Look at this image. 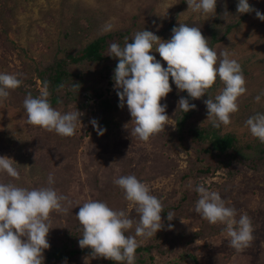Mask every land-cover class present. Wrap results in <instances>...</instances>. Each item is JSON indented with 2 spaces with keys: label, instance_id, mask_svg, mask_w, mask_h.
<instances>
[{
  "label": "rangeland",
  "instance_id": "obj_1",
  "mask_svg": "<svg viewBox=\"0 0 264 264\" xmlns=\"http://www.w3.org/2000/svg\"><path fill=\"white\" fill-rule=\"evenodd\" d=\"M248 3L264 15V0H248ZM210 18L204 19L201 13L188 9L186 0H0V73L16 75L22 81V90L38 97L43 90L38 70L54 57L78 52L98 35L127 31L121 39L132 40L136 32L147 30L168 40L170 22L177 24L186 19L206 22ZM232 20L237 23L213 49L218 53L227 52L240 63L247 92L239 98V110L231 114V123L221 125L220 130L233 133L241 144L255 143L259 139L251 134L246 121L256 114H264V21L256 17L255 11ZM232 20L220 24L219 31L222 33L224 24ZM109 24L112 29L105 31ZM115 38L116 33L111 39ZM106 54H110L109 48ZM150 54L161 64L164 62L158 52L153 50ZM113 58L107 56L105 64ZM102 66L77 62L70 63L68 69L97 71ZM96 86L103 96H110L116 90L106 81ZM223 87L217 77L213 91L207 97L196 99L197 109L190 120L193 125L211 124L204 100H214ZM257 95L261 96L259 102L255 100ZM98 101L94 94L82 92L70 103L53 107L62 113L76 110L82 113V127L78 123L72 137L28 124L23 102H15L10 97L0 101V156L12 158L20 173V179L15 180L0 172V183L28 189L51 186L66 196L64 206L69 211L53 212L50 226L76 228L80 223L75 215L82 206L78 204L89 200L104 202L107 197L111 209L123 210L133 219V228L126 235L135 236L139 214L124 195L109 197L118 188L113 182L115 179L134 175L161 200L164 210L176 205L183 193L195 196L190 209L181 216L169 210L175 217L171 228H168L171 223L164 222L162 230L166 238L161 237L164 244L151 251L155 264H169L178 256L181 239L198 229L218 231L187 243L185 251L193 258L182 256L178 264H264V166L258 170L236 166L232 174L221 169L213 174H197L190 162L191 149L185 150L174 136L177 105L172 99L161 100V104L167 105L169 125L148 142L131 134L135 122L126 103L123 108L112 111L106 133L98 135L91 123L101 114ZM49 174L53 175L52 185L48 184ZM198 185L218 192L226 206L236 209L237 219L243 214L250 217L254 239L249 247L237 252L230 246L225 225L209 224L195 212ZM136 240L138 244H145L141 237ZM100 259L90 254L77 261L56 264H100Z\"/></svg>",
  "mask_w": 264,
  "mask_h": 264
},
{
  "label": "clouds",
  "instance_id": "obj_2",
  "mask_svg": "<svg viewBox=\"0 0 264 264\" xmlns=\"http://www.w3.org/2000/svg\"><path fill=\"white\" fill-rule=\"evenodd\" d=\"M188 9L201 13L204 19L215 16L216 0H186ZM169 5L168 7H170ZM167 7V8H168ZM166 8V10H167ZM165 10V12H166ZM264 21V15L249 5L248 0H238V13H251ZM112 29L106 25L105 31ZM132 42L125 38L121 47L117 43L109 46L110 56L117 58L114 69V87L119 89L117 96L123 108L125 103L135 126L131 134L139 140L148 142L150 138L164 132L169 125L166 104L161 100L172 91L169 82L177 90L186 91L188 97L200 99L215 84L217 77L224 87L214 100H204L207 117L213 127L227 126L231 123V114L239 110L238 100L246 94V80L240 63L229 57L227 52L218 53L208 44V38L202 35L200 28L179 24L172 29L171 38L162 40L151 31L143 30L134 34ZM158 52L167 67L150 53ZM22 81L13 74L0 73V101L6 100L11 90H15ZM47 84L38 97L28 93L23 101L27 114V123L45 131L55 132L62 137H72L77 124L82 127L81 112L78 110L62 113L50 104ZM261 96L255 100L259 102ZM179 108L184 112L195 109V104L181 97ZM98 135L106 129L99 128L97 121H91ZM251 134L264 143V114H256L246 121ZM14 160L0 156V172L15 180L20 173L14 166ZM124 192V198L139 214L135 226V236L126 235L133 228L134 221L123 211L111 209L105 202L89 200L84 202L76 213L82 226V237L78 244L89 248L94 258L135 264L136 249L139 244L136 237L148 239L164 227L161 218L163 204L152 195L150 188L134 175L120 176L113 181ZM48 184H54L53 175L49 174ZM195 191L199 199L195 212L209 224L225 225L230 246L242 252L254 239L253 226L247 214L240 215L216 191H210L198 185ZM67 197L58 194L51 186L28 189L13 183H0V264H43L44 250L50 248L47 236L50 228V215L53 212L67 213L64 206ZM175 217L167 213V220ZM182 222V221H181ZM172 225L169 224L168 228Z\"/></svg>",
  "mask_w": 264,
  "mask_h": 264
},
{
  "label": "trees",
  "instance_id": "obj_3",
  "mask_svg": "<svg viewBox=\"0 0 264 264\" xmlns=\"http://www.w3.org/2000/svg\"><path fill=\"white\" fill-rule=\"evenodd\" d=\"M237 4L238 0H216L215 16L206 22L194 21L192 19H186L177 24L170 22L167 27L169 39L174 27H178L179 24H186L190 27L200 28L202 35L208 38V44L213 49L223 35L228 33L237 23L236 20L232 19L235 16L242 18L248 14L238 13ZM249 5L251 6V4ZM229 20L232 21L224 24L221 33L219 31L220 24ZM114 33L117 34L115 40L111 39ZM124 35H127V31H116L98 35L87 42L78 52L68 53L63 58L54 57L47 65L38 70L37 74L42 87L44 88V85L47 84V90L50 93L48 100L52 107L66 105L82 92H90L99 99L97 107L101 110V114L98 118H95L98 127L106 129L112 111L119 108L118 89L114 90L110 96H103L102 90L96 84L106 81L107 84L114 86V69L118 63V59L113 58L109 64H105L107 56L110 57L109 54H106V51L112 43H117L123 47L125 39H121V37ZM128 42L132 41L128 38ZM77 62L100 63L103 66L97 71H87L84 69L70 71L68 65ZM162 66L167 67L165 61L162 63ZM169 82L172 91L166 98L172 99L177 105L174 136L185 150L191 149L189 152L192 158L190 162L197 174H213L218 169L232 174L236 172V166L253 170H258L264 166V143H261L259 140L255 143L241 144L233 133L221 132L220 127H213L212 124L205 126L193 125L190 120L197 109L196 99L188 97L186 91L177 90L175 84L172 83L171 77L169 78ZM213 89L214 85L203 97H207ZM27 94L20 86L15 90H11L9 97L15 102H23ZM181 97L187 98L190 104H195V109L184 113L178 106V101ZM95 131L97 130L95 129ZM120 195L123 196L124 192L118 186L116 192L109 197L110 199L119 198ZM194 197V195L189 196L183 193L176 205L170 206L168 210L163 209L161 213L163 215V223L169 222L172 225V220H167V213L173 211L177 217L181 216L190 209L194 202ZM106 199L104 198V202L107 204L108 201ZM51 227L47 236L50 248L44 250L43 264H56L61 261L73 262L81 259L84 255L91 254L89 248H81L78 244L83 231L81 225L76 228L68 225ZM162 229L157 231L155 236L151 237V241H148L150 239L148 238L145 239V244H139V247L136 249L137 259L135 264H155L151 251L160 249L164 244L162 238L165 239L166 236ZM207 230H193L190 234L183 237L179 244L178 256L173 258L169 264H178L179 258L182 256L184 258H186L185 256L193 258L192 254L185 251V245L196 237H205L211 232L218 231L207 232ZM100 261V264H120V262L103 258Z\"/></svg>",
  "mask_w": 264,
  "mask_h": 264
}]
</instances>
